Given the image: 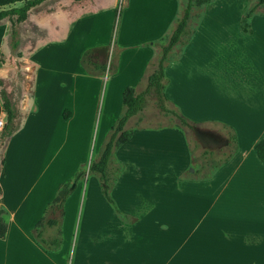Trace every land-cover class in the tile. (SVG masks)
Listing matches in <instances>:
<instances>
[{
  "label": "rangeland",
  "instance_id": "1",
  "mask_svg": "<svg viewBox=\"0 0 264 264\" xmlns=\"http://www.w3.org/2000/svg\"><path fill=\"white\" fill-rule=\"evenodd\" d=\"M187 3L117 0L111 26L103 22L107 19L99 20L91 35L75 32L67 43L53 44L40 53L48 57L38 73L37 90L41 78H46L49 102L64 99L56 89L60 76L72 80L92 69L100 81L77 88L76 98H84L77 125L70 131L57 129L44 162L51 160L48 166L58 173V182L73 170L64 183L71 194L60 226L43 232L44 238L57 240L58 246L43 247L47 258L28 249L24 264H264V166L251 152L238 175L254 179L248 185L238 183L235 153V162L230 161L232 157L230 164L213 167V162L220 163L232 153L223 124L188 120L207 115L205 103L228 100L242 105L258 127L264 124V20L256 19L264 18V4L258 5V0H192L188 33L166 61L164 92L166 106L178 113L179 107L190 126L162 113L149 99L144 111L125 127L132 132L131 139L113 152L108 169L113 204L104 197L98 175L89 172L123 112L124 89L139 93L145 88L160 47L168 41ZM253 7L251 18L245 20ZM4 26L0 23V59L10 70L7 93L20 107L26 63L11 53ZM93 39L99 44L95 50L89 48ZM199 47L201 52H197ZM53 48L55 59L50 58ZM185 50L195 52L187 54L184 72L179 58ZM35 98H39L37 92ZM240 136V144L247 146L246 137ZM2 155L0 149V159ZM79 173L83 176L74 183ZM229 174L234 178L227 185L232 192L201 221L203 233L196 237L202 239L200 246L183 244L175 227L179 223L193 226L211 204L209 195L199 199L192 194L198 193L199 186L204 193L213 176ZM168 222L171 227L163 228Z\"/></svg>",
  "mask_w": 264,
  "mask_h": 264
},
{
  "label": "crops",
  "instance_id": "2",
  "mask_svg": "<svg viewBox=\"0 0 264 264\" xmlns=\"http://www.w3.org/2000/svg\"><path fill=\"white\" fill-rule=\"evenodd\" d=\"M116 2L117 0H52L32 8L27 19L21 24L20 52L26 63L24 64L23 73L25 78L19 107L22 117L21 124L19 130L8 139L4 146H1L0 142V149L3 151L0 159V209L4 211V221L7 225V232L4 238L0 239L1 264H24V260L29 254L28 249L31 250L30 248L44 256L46 255L43 252V246L36 240L35 233L32 234L31 231L34 232V226L44 215L47 205L56 198L73 170L58 182V173L56 170L51 172V164L48 166L51 160L47 163L44 162L51 151V141L56 139L57 129L70 131L77 125V113H79L80 105L84 99L76 98L77 88L92 87L95 81H100V77L92 69H89L85 74L79 72L72 80L60 76V81L56 83V89L64 96V99L62 102H49L45 96L48 93L49 86L45 80L46 78H41L43 80L42 85L37 90L40 77L38 73L46 62L45 58L48 57L46 55L41 56L40 53L53 46V44L61 46L64 42L67 43L75 32L80 31L82 36L85 34L91 35L93 30L97 28L99 20L107 19L103 22L107 23V26H111ZM256 19L264 20L263 17H256ZM0 23L5 24V35L7 37L10 31V23L6 19L0 21ZM91 43V46H89L91 50L99 48V44L95 39ZM53 51L54 48L49 52L53 53ZM194 52L195 50L192 52L185 50L179 58V68L182 66L184 72L187 54ZM197 52H201L200 47ZM7 54L9 55V53ZM51 56L50 58L55 59L58 55L54 52ZM1 57L2 52H0ZM81 63H83V58ZM9 75L10 70L7 63L0 59V80H2L6 91V82ZM29 78L31 82H29ZM181 87H183V84ZM36 92L38 99L35 98ZM58 103L60 105L55 107ZM205 104L206 107L203 108L208 113L204 116H207V118L202 116L201 118H189L188 120L198 122L196 119H208L205 121H217L228 125L234 130L237 137L238 152L236 153V162L235 156L230 161L234 160L236 170L239 169L236 174L238 175L248 156L251 152H255L257 143L264 140V124L258 127L255 118L245 114L242 105L238 103L231 104L228 100H222L220 102L209 101ZM256 109L254 107L255 113ZM180 110L178 107L179 114L187 119ZM50 112L53 114L45 115V113ZM0 119L6 121L1 97ZM240 134L246 137L245 145L247 146L240 144ZM227 164L225 167L228 166ZM231 176L233 175L213 176L207 182L208 185L206 184L204 187V193L200 190L201 186H199L198 193L192 194L199 199L209 195L211 204L205 207V212L199 216L198 222L193 226L179 223L175 227L183 244L190 242L193 245L198 244V247L200 246L202 239L196 237L203 233L200 232L201 229L203 230L201 221L208 211L213 209L215 203L220 202L223 197H229L228 194L232 191L229 192L228 190H232V188L228 189L227 185L234 180ZM238 176L240 180L238 183L246 185L254 179L251 176L243 175V173ZM261 205L264 206L262 203ZM201 212L202 210L199 208V213ZM170 224L168 222V227L163 228L169 229ZM208 230L205 229L204 233H208ZM197 233L198 235H196ZM151 262L153 263L154 260Z\"/></svg>",
  "mask_w": 264,
  "mask_h": 264
},
{
  "label": "trees",
  "instance_id": "3",
  "mask_svg": "<svg viewBox=\"0 0 264 264\" xmlns=\"http://www.w3.org/2000/svg\"><path fill=\"white\" fill-rule=\"evenodd\" d=\"M52 0H0V21L6 19L10 23V31L8 35V46L12 54L17 57H21L19 51L20 47V25L27 19L29 11L41 4L51 2ZM81 1V0H73ZM206 2L209 0H197V2ZM21 3L22 6L17 8L13 7L15 4ZM264 0H258V5H263ZM192 8V0H188V3L183 11L181 19L178 21L175 29L173 30L168 41L161 45L160 56L157 61L154 71L149 75L145 88L136 93L133 88H126L122 93V105L123 112L117 118L115 125L110 130L108 140L105 142L102 150L100 151L97 159L92 162L89 167V172L98 175L99 181L102 184V193L106 200L113 204L112 199L109 195L111 178L108 174L109 165L112 160L113 152L115 149L120 148L132 137V132L126 130L125 127L130 119L138 116L144 111L148 104L149 99H153L155 105L162 113L171 115L178 119L184 126H190L189 121L182 117L178 112L169 109L166 106L167 100L164 92L166 88L165 84V70L166 61L173 50V48L181 42V39L188 33V20L190 17ZM255 7H253L245 15V20H249L252 16ZM243 19V23H244ZM0 97L3 101V110L6 114V121L4 128L0 134L1 146H4L8 139L15 134L21 124V113L19 109V101L11 99L9 93L3 88V82L0 80ZM218 124L219 123H211ZM228 133V147L232 146V153L226 156L220 163H214V168H219L223 164L227 163L237 152V137L234 130L227 125H220ZM255 153L259 161L264 166V140H261L255 146ZM109 175V177L107 176ZM83 174L79 173L74 183H77L82 178ZM71 194V190L65 186L58 192L56 198L47 205L42 218L34 226L35 238L43 247H54L58 246V241L49 238H44L43 232L47 227L60 226V219L63 216L64 205ZM50 216V217H47ZM7 232V225L4 221V211L0 209V239L4 238Z\"/></svg>",
  "mask_w": 264,
  "mask_h": 264
},
{
  "label": "built area",
  "instance_id": "4",
  "mask_svg": "<svg viewBox=\"0 0 264 264\" xmlns=\"http://www.w3.org/2000/svg\"><path fill=\"white\" fill-rule=\"evenodd\" d=\"M5 122L3 120L0 119V134L4 128Z\"/></svg>",
  "mask_w": 264,
  "mask_h": 264
}]
</instances>
